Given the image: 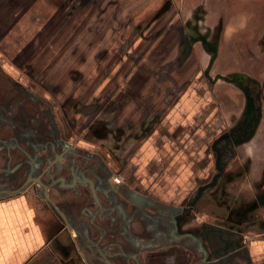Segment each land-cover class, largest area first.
Segmentation results:
<instances>
[{
	"label": "crops",
	"instance_id": "1",
	"mask_svg": "<svg viewBox=\"0 0 264 264\" xmlns=\"http://www.w3.org/2000/svg\"><path fill=\"white\" fill-rule=\"evenodd\" d=\"M192 3L0 0L4 70L44 85L43 98H57L59 111L67 106L84 154L98 153L103 146L123 155L124 176L139 187V198L148 208L151 203L162 209L178 206L193 185L212 175L215 162V179L220 180L234 164L236 148L237 155L258 154L263 161H248V174L227 179L228 192L242 193L251 203L258 198L254 185L264 179L263 129L256 133L254 149L222 147L216 141L223 137L222 143H233L243 126L247 99L239 86L242 79L260 101L264 84L240 74L213 76V67L201 75L192 66L196 55L190 59L193 53H264V0H200L195 12ZM240 91L245 115L230 136L221 137L220 122L236 112ZM213 146L220 152L216 159ZM10 170L0 168V264H78L76 243L88 241L84 217L77 212L59 217L58 208H44L37 182L30 184L37 188L11 192L6 186L13 184ZM54 196L57 206L65 208L60 193ZM259 211L264 219V204L248 217L258 218ZM64 220L69 232L63 230ZM246 240L248 261L264 264V230L251 226Z\"/></svg>",
	"mask_w": 264,
	"mask_h": 264
},
{
	"label": "flooded vegetation",
	"instance_id": "2",
	"mask_svg": "<svg viewBox=\"0 0 264 264\" xmlns=\"http://www.w3.org/2000/svg\"><path fill=\"white\" fill-rule=\"evenodd\" d=\"M195 31L196 27L193 28V37H196ZM0 79L3 82L0 85V106L4 107L5 113L8 114H5V117L9 118L6 119L5 128L10 130V118L18 116L17 121L21 122L15 128L19 129L21 143L25 139L38 137L36 132L32 133L27 129L28 125H31L30 116H39L41 113L35 98L29 100L27 96L19 95V91L15 92L18 87L2 73ZM19 82L23 88H30L38 100H45L43 95L47 89L44 85L29 80ZM49 100L58 123L61 121V129L58 130L62 133V138L82 151L73 135L75 124L67 106L64 105L59 111L57 98ZM15 106H18L17 114H11ZM99 125L98 122L94 128L96 131ZM10 131L9 133L5 130L7 139L12 138L13 131ZM52 134L54 135L53 131ZM228 134L230 136L232 132ZM234 135L236 136L232 140L236 144L242 136H239V131ZM42 143L45 146L44 142ZM11 145L12 141L9 140L6 151L10 156V173L13 169ZM24 149L26 151V148ZM99 149L93 156L81 154L82 157L75 158L78 165L73 169L81 168L84 176L82 179L72 180L75 183L72 185L77 187V191L67 188L70 190L67 198H63L64 194L60 193L67 202L65 208L62 206L63 215L71 217V214L77 212L82 217H89L90 224L94 221L91 228L94 227L95 232L92 233V229L88 230L89 234L86 232L87 236L90 235L89 242L96 245L92 251V261L97 256L96 264H251L247 259L249 243L246 236L251 226L264 230V219L261 211L258 218L250 219L248 214L261 210V205L264 204V179L254 185L261 194L257 193L258 198L251 203L244 201L242 193H229L230 185H225L227 179L249 173L251 163L248 162V155L246 158L237 155L236 148L231 154L234 164L221 175V181L215 179L218 171L215 162L212 175L205 182L193 185L182 203L162 209L157 208L154 203L148 208V203L139 198V187L131 186V181H127L124 176L126 171L123 155L108 152L103 146ZM211 151L216 159L220 152L216 151L214 146ZM68 167L71 169L72 166ZM20 168L26 169V165L20 163ZM61 182L66 181L58 179L51 185L60 192ZM127 186L137 193H130ZM43 191L41 190V193ZM43 205L46 207L44 203ZM64 222L65 220L61 221L63 230L69 232L66 225L68 221ZM94 233L97 236H93ZM77 263L80 264L79 258Z\"/></svg>",
	"mask_w": 264,
	"mask_h": 264
},
{
	"label": "rangeland",
	"instance_id": "3",
	"mask_svg": "<svg viewBox=\"0 0 264 264\" xmlns=\"http://www.w3.org/2000/svg\"><path fill=\"white\" fill-rule=\"evenodd\" d=\"M200 3V0H193V3L191 5L192 12H195V5L199 6L196 3ZM211 12V11H210ZM209 13V11H208ZM211 17V16H210ZM222 19V18H220ZM205 28L211 30V28H215L212 26H205ZM221 28V27H220ZM216 42L220 45L221 40H216ZM194 55H196L194 57ZM192 57H194L192 59ZM193 61V69L196 70V67H198V73L202 75V73L206 69L212 70V75L217 76L219 73L222 75L233 78L236 74H240V77H247L252 80H258L259 82L264 84V53H241V52H225L224 53H218L217 56H215L212 53H193L191 58ZM189 59V60H190ZM2 58H0V71L4 77H7L12 84L17 86L18 88H15V92L19 91V95L23 94L24 96H27L29 100L31 98H35L34 101L37 102V104L40 106L41 113L39 116H30L31 118V125H28L27 129H29L32 133L36 132L38 137L34 138H28L25 139L22 143L20 140V132L18 131V128H15L16 125L20 124L18 116L10 118V127L13 131L12 138L5 137L6 132L5 130H8L10 133L11 131L8 128H5L6 125V119H9L8 117H5V110L3 109V106H0V168H4L6 166L9 167V158L10 156L8 151H6L7 145L9 140L12 141L11 145V158L13 159V163L11 165L12 172L8 171L9 176L12 180V185L7 184L6 186L11 188V192L22 190V189H32L37 188V186H31L30 184L36 183L38 180V190H44L43 193L46 195V198L44 196L43 201L46 207L49 209H53L54 211L56 208V215L61 217L62 212V206L58 207L57 203H55V196L54 193L57 191L55 187H52V183L55 182V180H63L66 182H61L62 188L60 189L61 194L63 195V198H67V196L70 194V189H75L77 191V187L72 185V180L75 181L76 178H83L82 169H76L74 170L73 167L77 166V162L75 161V158L77 156H81V154H84L83 151L80 149H77L74 145L68 144L65 142V140L62 138V134L60 133V123L57 121L56 113L53 110L52 106L50 105V100L46 99L45 97L43 99L38 100L37 95H35L32 90L29 88H23L22 84L19 82L21 79L19 77H22L23 75L17 73V74H9L6 72L2 65ZM16 72V71H15ZM193 72V71H192ZM190 75H188V79H190ZM1 78V74H0ZM25 81L26 79H22ZM2 79H0V85H2ZM237 86L236 84H233ZM253 91V90H252ZM40 93V91H39ZM238 93V91L236 92ZM44 96V95H43ZM238 99V106L236 108V112L228 119V121H222L221 120V137L227 133L230 132L231 128L235 125V123L242 119L245 115V112L241 115L242 106L244 103V94L242 91H240V94L237 95ZM256 120L257 126L255 128V133L252 135L251 138L245 139V143L240 144L241 142H238V144L229 143L228 141L222 143V138L217 139V143L219 146H241L243 148H249L252 147L254 149V146H257L258 144V133L261 129L264 130V97L263 101L256 100ZM8 109V107H6ZM18 106H15L11 114H17ZM245 110V109H244ZM247 110V107H246ZM7 112V111H6ZM8 113V112H7ZM8 115V114H6ZM18 127V126H17ZM59 129V130H58ZM52 131L54 132V135L52 134ZM257 133V134H256ZM14 135H17L15 137ZM53 137V138H52ZM8 140V141H7ZM45 146L43 145V143ZM220 142V143H219ZM52 143V144H51ZM216 144V145H218ZM49 146V147H48ZM22 148V150H21ZM26 148V151L25 149ZM251 149V150H252ZM250 150V148H249ZM17 151V152H16ZM243 152V151H242ZM89 156H93V154H90ZM244 156V155H243ZM82 157V156H81ZM249 161L254 163L262 162L263 160L260 158L258 154H249L248 155ZM20 163H23V165H26V169L20 168ZM68 166H72L71 169H69ZM10 170V167H9ZM1 172V171H0ZM113 175V174H112ZM8 176V175H7ZM29 179V181L25 182L24 179ZM75 184V183H73ZM72 186V187H71ZM0 187H3V185ZM7 187V188H8ZM52 189V190H51ZM130 193L136 194L137 192L132 189V187H128ZM243 189V187H241ZM147 199V189H145V194H142ZM61 197V195H60ZM62 197L61 199L64 200ZM54 203L56 205H54ZM59 204V203H58ZM67 205V202H65ZM146 204V203H145ZM44 206V208H46ZM86 225V229L91 230L92 233L95 232V228L92 223H94L93 218H91L92 223L90 224L89 217H84ZM89 224V225H88ZM97 224V223H95ZM93 236H97L96 233H94ZM81 237V236H80ZM90 237V235L88 236ZM79 239V238H78ZM92 241V240H91ZM77 250H76V257L80 259V264H90V262L96 264L98 257H95V260L92 261V251H94V247H96L95 244L92 242L86 241L84 244L82 243V239L78 240L77 243ZM85 253V254H84ZM82 262V263H81Z\"/></svg>",
	"mask_w": 264,
	"mask_h": 264
},
{
	"label": "water",
	"instance_id": "4",
	"mask_svg": "<svg viewBox=\"0 0 264 264\" xmlns=\"http://www.w3.org/2000/svg\"><path fill=\"white\" fill-rule=\"evenodd\" d=\"M240 88L245 92L247 99V113L246 119L243 122V126L239 129V136H244L251 138L255 133V128L257 126L258 120H256V98L254 93L249 85H245V82L242 79V82L239 83ZM38 182V180H37ZM46 198V195H45ZM62 215V213H61Z\"/></svg>",
	"mask_w": 264,
	"mask_h": 264
}]
</instances>
